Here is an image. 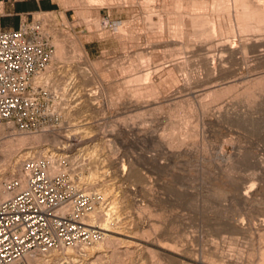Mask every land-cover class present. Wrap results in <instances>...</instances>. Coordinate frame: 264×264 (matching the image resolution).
Segmentation results:
<instances>
[{
    "label": "rangeland",
    "instance_id": "rangeland-1",
    "mask_svg": "<svg viewBox=\"0 0 264 264\" xmlns=\"http://www.w3.org/2000/svg\"><path fill=\"white\" fill-rule=\"evenodd\" d=\"M46 1L55 3L56 9L53 11H56L57 19L47 23L45 28L50 31L54 50H56L55 41L58 39L57 42L65 51V58L53 61L54 67H59L62 74L54 75L57 76L54 80L58 78L60 84L53 87L57 86L55 89L65 96L62 84H68L70 81V74L73 72L71 69H74V65H84L90 71L88 80L86 78L87 81L83 82L85 84L80 87L77 84L75 90H70L65 97L67 102L63 104V108L61 107L62 116L55 127L39 131L44 134V140H49L38 145H43L40 149L70 155L71 179L76 183H84V186L95 182L97 187L94 190H98L104 196L99 210L105 214L109 212L105 216L110 225L114 229L123 227L125 230L134 232L133 237H126V239L132 241L128 246H131L135 253L124 256V264H156L160 260L162 264H197L196 258L206 259L208 252L216 251L215 247H218L220 256L224 255V259L222 258L224 261L257 260L260 252L264 250V244L259 242L258 236L254 235L253 240V237L248 234H233L227 228L226 222L230 221L233 215L249 217L251 214L260 218L264 215V99L257 95H260V92L264 95V80L261 84L258 83L259 85L255 84L256 87L252 84L255 87L253 89L252 86L251 89L246 88L250 84L247 79L251 80L249 75L251 77L258 74L264 75V43L263 46L258 47L259 49H249L247 56L242 53L239 55L237 53L236 56L221 53L218 50V44L240 43V37L244 34L247 37L252 34V36L255 35L254 38L258 36L264 38V31L255 32L256 34L251 31V34L240 32L237 30L239 27L237 22H234L236 21L234 8L231 6L228 14L226 13L228 9L225 8L226 11L222 9L224 7L218 6L222 9L221 11L218 8H212V0H208V6L204 11L205 16L210 18L221 13L217 15L221 17L224 13L225 19H221L223 16L219 17L223 21L219 22L223 26L225 20V25L227 24L224 25L225 28L232 23L235 31L232 33L223 26L224 33L219 34L220 31L217 28L220 26L217 20L219 18L215 17V20L210 18L214 20L213 23L216 22V34H212L211 40L210 38L209 40L200 39L205 42L199 39L194 40L199 38L197 37L199 35H195L196 37L192 39L194 35L191 37V32L194 28L190 25L185 26L188 31L179 30L178 24H176L177 27L174 26L175 28L171 26L175 25L174 21L173 23L171 21V24L169 22V26L165 23L158 28V24L155 23L159 17L157 12L165 11L164 14L162 13L163 19L167 12L173 13L172 16L176 15L170 17L173 20L178 17L177 10H173L170 4L167 10L153 0H102L99 2L98 0L94 2L76 0L74 4L69 3L68 7H64L61 0ZM115 1L122 5L111 7V3ZM80 8H84L85 15L79 14ZM214 9L215 12L212 11ZM184 11L192 12L190 9L183 8L181 13L185 14ZM94 13L95 18L103 22V27L99 29L95 25ZM150 14L154 21L153 26L148 23ZM155 15L158 17L156 18ZM121 20L123 22L125 20L126 23L125 34L122 36L117 34L119 31L115 28L116 22H122ZM231 25L229 28L232 27ZM159 29L163 31L161 30L160 33ZM170 31H173V34L182 32L183 38L185 37L183 41L187 38L189 41L186 40V42L190 45L181 48L179 44L167 46L157 42L160 34L166 39L171 38ZM77 42L84 44L89 63L84 64L85 59L78 56ZM191 43L192 45L201 43L205 46L202 50H196ZM210 50L217 57L224 55L227 60L226 64L222 63V66H225V72L222 71L221 75H219L220 71L213 75L208 74L206 67L203 66L201 58L205 57V54H209L208 56L212 58L213 54ZM76 54L78 57H71ZM183 59L186 62L185 68H175L173 61ZM155 67L159 70L157 71ZM62 69L69 72H64ZM143 72L144 74L151 72L150 78L160 84V92L157 93L158 97L156 95H151L153 96H150L151 98L146 97V100L151 102L157 99L158 103L138 109L134 102L138 97H134L133 89L144 88L147 81H136L133 78L143 75ZM79 79L76 80L83 81ZM152 79L149 80L152 82ZM174 79L177 83L174 82L173 86L171 83ZM54 80L52 83L55 82ZM213 81L217 84L227 83L228 91L223 98L221 97L222 99L214 103L210 102L208 108L206 107L207 110L203 111L202 107H199L201 98L191 96V102L198 107V113L195 114L188 113V100L182 103L184 111H181L182 114H189L187 120L189 125L185 123L187 126L184 124L183 127L188 137H185L186 143L181 146L179 154L170 155L160 135L167 133L171 123L178 120L176 123L179 124L184 120L181 113L171 118L169 105L173 106L174 99L177 97L189 98V93L193 92L196 96L207 85L214 84ZM167 82L170 83L167 84ZM243 89L251 93L248 94ZM252 92L259 98L254 100ZM144 99L145 97L138 101L143 103L146 101ZM251 99L256 101L255 105L252 104ZM253 112V115L250 114ZM185 128L188 131L184 130ZM89 166H92L91 169ZM95 170L98 172L96 176L92 174ZM5 172L7 173V170L0 168V176ZM144 177L146 182L141 183L140 179ZM249 187H252L253 198V201L249 200L250 202L245 201L243 194L234 191L242 188L243 193ZM94 190L90 189V191ZM114 199L115 207L110 210ZM142 206L146 207L147 210L144 209L146 213L141 210ZM152 225H156L157 229H154ZM99 226L102 227L101 224ZM145 230L149 231L148 237L143 236ZM254 245L256 247H253ZM119 246L122 250L126 248L122 247V244ZM187 251L192 253L188 254ZM152 252L156 257H151ZM250 252L251 255H249Z\"/></svg>",
    "mask_w": 264,
    "mask_h": 264
},
{
    "label": "built area",
    "instance_id": "built-area-1",
    "mask_svg": "<svg viewBox=\"0 0 264 264\" xmlns=\"http://www.w3.org/2000/svg\"><path fill=\"white\" fill-rule=\"evenodd\" d=\"M30 16L16 29H0V123L36 133L55 127L77 82L71 78L63 96L46 78L54 61L52 36L35 14ZM57 152L27 157L24 180L5 182L0 193V264H83V255L72 258L69 250L103 239L91 215L104 196L73 181L70 155Z\"/></svg>",
    "mask_w": 264,
    "mask_h": 264
},
{
    "label": "bare ground",
    "instance_id": "bare-ground-1",
    "mask_svg": "<svg viewBox=\"0 0 264 264\" xmlns=\"http://www.w3.org/2000/svg\"><path fill=\"white\" fill-rule=\"evenodd\" d=\"M76 0H61L62 4L64 5V7H68L69 3H75ZM91 1H97V0H91ZM99 1H102V0H98ZM107 1V0H106ZM109 1V0H108ZM113 1V0H112ZM118 1H122V0H118ZM110 2L111 3V7H119V5L121 4L120 2ZM156 2V3H159L161 6H164L163 8H167L168 5L170 4V6L172 5L174 8L173 10H177V15L178 17L177 18H170L172 16L173 13L171 12H167L165 18L163 19L162 18V11L161 13L160 12H156L159 14L157 17H158V20L156 23V25L158 24V28H160L159 25H162L165 23H168V26L171 24V21L173 23V21L175 22L174 24L175 25H171V26H175L177 27L179 25V30L181 31H188L187 28H185V26L187 25H190L192 26L194 29L197 28V29H193L192 30V35L191 37H194L192 39H194L196 36L195 35H199L197 37V39H194L196 41H204V40H200V39H208L212 36V34L215 33V30H216V22L213 23V21L215 20V17H220V16H217V15H221V13L212 16L210 17L211 19H214L213 21L210 20V18L206 17L205 16V10L208 6V0H153V2ZM211 1V0H210ZM90 2V0H89ZM108 3V2H107ZM122 5V4H121ZM109 6V5H108ZM125 6V5H124ZM211 6V5H210ZM212 8H218V10H220L221 8L219 7H224L222 9H228V13L229 14V9L231 8V6L234 8V15H235V20L234 22H237L238 24V28L237 30H240V32H249L251 31V33L254 32V34H256L255 32H263L264 31V0H212ZM219 6V7H218ZM162 8V9H163ZM183 8H186V9H190L192 12H185L187 10H185V14L181 13L182 12V9ZM211 8V7H210ZM221 9V10H222ZM225 9V11H226ZM158 10H161V9H158ZM168 10V8H167ZM170 10V9H169ZM181 10V11H180ZM220 10V11H221ZM233 10V9H231ZM153 11V12H155ZM164 11V10H163ZM180 11V12H179ZM213 12H215L216 10H212ZM176 12V11H175ZM218 12V11H217ZM230 12V13H232ZM148 13V12H147ZM165 13V11H164ZM163 13V14H164ZM79 14H81L82 16L85 15V10L84 8H80L79 10ZM156 14V13H155ZM208 13H206L207 15ZM210 14V13H209ZM227 14V15H228ZM56 11H48V12H37L35 13V20L36 21H40L44 28L45 26L47 25V23H49L51 20H56L57 17H56ZM87 15V14H86ZM148 15V14H147ZM157 15V14H156ZM155 15V17H156ZM224 15V13H222V16ZM232 15V14H231ZM176 16V15H175ZM175 16H172V17H175ZM221 16V17H222ZM63 17V16H62ZM81 17V16H80ZM156 17V18H157ZM214 17V18H213ZM220 17V18H221ZM230 17V16H228ZM227 17V18H228ZM232 17V16H231ZM230 17V18H231ZM86 18V17H85ZM94 18H95V13H94ZM218 20L219 21H222V20ZM224 16L221 18L223 19ZM172 19V20H171ZM225 19V18H224ZM233 19H234V16H233ZM232 19V20H233ZM84 20V19H83ZM155 20V19H154ZM229 20V19H227ZM122 21V20H121ZM147 21V19H146ZM149 21V22H148ZM148 23H151L152 26L154 25V21L151 17V14L149 15L148 17ZM231 21V19H230ZM229 21V22H230ZM83 22V21H82ZM115 21H113L114 23ZM170 22V24H169ZM223 22V21H222ZM224 22L226 23V21L224 20ZM233 22V21H231ZM233 22V23H234ZM95 25L98 27V29L103 25V22L99 19V18H95ZM220 23V22H219ZM218 23V24H219ZM224 23V25H225ZM228 23V22H227ZM125 20L124 22H116V29L119 31V33H116L119 34L120 36L124 35L125 34ZM176 24H178L176 26ZM209 24V25H207ZM232 24V23H231ZM230 23L228 24L229 27L231 25ZM235 24V23H234ZM207 25V26H206ZM223 25V26H224ZM227 25V24H226ZM225 25V26H226ZM236 25V24H235ZM113 26V25H112ZM151 26V27H152ZM167 26V27H168ZM219 26V25H218ZM223 26L221 25L220 23V26L217 27L219 28L218 31L219 34L222 32L224 33V29H228L229 31H231L232 33L235 31L234 30V26H232L231 28H225L224 26V29H223ZM103 27V26H102ZM150 27V25H149ZM174 27V28H175ZM154 28V27H153ZM163 28V26L161 27ZM46 29V28H45ZM170 30L172 28H169ZM47 30V29H46ZM163 31V29H161ZM161 30L159 29L158 31H160L161 33ZM177 30V29H175ZM173 30V31H175ZM228 30H225L228 32ZM169 31V30H168ZM172 31V32H173ZM49 30H47V34H49ZM102 32V31H101ZM171 32V31H170ZM171 32V33H172ZM176 32V31H175ZM174 34L172 33L171 34V38L169 39H166L164 38L163 35H159L160 39L157 40L158 43H163V44H166L167 46L170 45V44H175L177 46V44L181 45L182 47L181 48H186L190 45V43L186 42V40H188L186 38V40L183 41V35H182V32H180L179 34ZM179 32V31H177ZM217 32V33H218ZM239 32V31H237ZM163 33V32H162ZM198 33V34H197ZM226 33V32H225ZM230 33V32H229ZM248 33V34H249ZM250 33V34H251ZM110 34V33H109ZM184 34V33H183ZM216 34V33H215ZM244 34V33H242ZM246 34V35H248ZM170 35V34H169ZM173 35V36H172ZM186 35V33H185ZM188 35V34H187ZM222 35V34H221ZM227 35V34H226ZM245 35V34H244ZM241 36V40H240V43L237 42V44L239 43V45L237 44H233V43H221V44H218V50L219 52L221 53H228L230 56H236L235 54L238 53H242L243 55L247 53V51L249 49H259L258 47L264 43V38H261L260 36L255 37V35L251 36L249 35V37L247 36ZM264 35V34H263ZM217 36V35H215ZM262 36V35H261ZM56 37V36H55ZM170 37V36H169ZM188 37H190L188 35ZM235 37V36H234ZM57 38V37H56ZM55 38V39H56ZM118 38V37H117ZM213 38V37H211ZM210 38V40H211ZM234 39V38H233ZM58 41V39H56ZM55 41V40H54ZM55 41V45H56V50L54 51L53 53V60H61L63 58H65V51L64 49L62 48L63 46L60 45L59 42ZM80 41V40H79ZM189 41V40H188ZM191 41V40H190ZM196 41H194L195 43H197ZM227 41V40H226ZM205 42V41H204ZM231 42V40H230ZM193 44L191 43L192 47L195 46L196 50H202L204 49V44H201V43H198V44ZM75 44V43H74ZM76 47H77V51L79 52V55L76 54L71 56L72 58H76V57H81V58H84L85 61H84V64L85 62L86 63H89V59L87 57V54H86V51L84 50V44L81 43V42H77L76 43ZM157 45V44H155ZM154 46V45H153ZM160 46H163V45H160ZM174 46V45H173ZM263 46V45H262ZM156 47V46H155ZM166 47V46H165ZM217 49V48H216ZM180 51V49H178ZM182 50V49H181ZM184 50V49H183ZM186 51L188 49H185ZM192 50V49H191ZM213 50V49H212ZM190 51V50H189ZM195 51V50H194ZM214 51V50H213ZM77 52V53H78ZM145 52V51H144ZM164 52V51H163ZM171 52V51H170ZM197 53H199L198 51H196ZM195 52V53H196ZM210 52L213 54V52L210 50ZM264 52V51H263ZM168 53V52H167ZM173 53V52H172ZM186 53V52H185ZM194 54V52H192ZM215 53V51H214ZM166 54V52H165ZM170 54V53H169ZM210 54V55H212ZM217 55V53H215ZM78 55V56H77ZM174 55V54H172ZM209 54H205V57L201 58V60L203 61L204 65L208 71V74L211 73V75L215 74V73H219L220 71V74L221 75V72L224 71L225 72V66H222V63L227 61L225 60V56L224 55H219L218 57L215 56L214 54V57L212 55V58L210 56H208ZM241 55V54H240ZM249 55V54H248ZM171 56V55H170ZM202 56V55H201ZM204 56V55H203ZM227 56V55H226ZM229 56V57H230ZM247 56V55H246ZM172 57V56H171ZM228 57V56H227ZM163 58V57H162ZM199 58V57H198ZM238 58V56H237ZM240 58H243L242 56H240ZM148 59V58H147ZM151 59V58H150ZM169 59V58H168ZM174 59V58H173ZM230 60L232 58H229ZM234 59V58H233ZM146 60V59H145ZM166 60V59H164ZM172 60V59H171ZM171 60L170 63H171ZM247 60V59H246ZM187 61V59H186ZM198 61V60H197ZM248 61V60H247ZM79 62H81V60H79ZM168 62V61H167ZM175 62L174 63V66L175 68L177 69H183L185 68V60H180V61H173ZM217 62H219V64H217ZM83 64V62H81ZM202 63V64H203ZM78 64V63H77ZM172 64V63H171ZM226 64V62L224 63ZM231 64V63H230ZM248 64V62H247ZM89 65V64H87ZM187 65V64H186ZM133 66V65H132ZM66 67V66H65ZM63 67V68H65ZM204 67V68H205ZM223 67V68H222ZM74 69H71L73 70V72L70 74L71 75V78L74 79L77 84H79V87L82 86L83 82L87 81L88 80V74H89V69L86 68V66L84 65H74L73 67ZM157 69V71L159 70V68L155 67ZM162 68V67H160ZM60 68L59 67H54V65H52L46 72L45 76L48 80L51 81V83L53 82L52 80H54V75L56 74H60ZM224 69V70H223ZM228 69V68H227ZM256 69V68H255ZM63 70V69H62ZM147 70V69H146ZM201 70V69H200ZM204 70V69H203ZM64 71V70H63ZM150 71V70H149ZM252 71V70H251ZM58 72V73H57ZM64 72H69L68 70L64 71ZM156 72V70H155ZM186 72V71H185ZM184 72V74H185ZM227 72H230L227 70ZM258 72V71H257ZM154 73V72H153ZM152 73V74H153ZM188 73V72H187ZM231 73V72H230ZM236 73V72H235ZM252 73V72H251ZM250 73V74H251ZM259 73V72H258ZM262 73V72H261ZM138 74V73H137ZM141 74V73H140ZM200 74V73H199ZM225 74V73H224ZM234 74V73H233ZM255 74V73H254ZM62 75V74H60ZM66 75V74H65ZM69 75V74H68ZM256 75V74H255ZM64 76V75H63ZM155 76V75H154ZM198 76V75H197ZM243 76V75H242ZM248 76V75H247ZM251 80L249 81V78L247 79L248 80V84L246 86L247 89H253L255 88V84H258L261 82H263L264 80V75H256V76H252L249 75ZM57 77V76H56ZM55 77V78H56ZM80 79H83V81H77L79 78ZM135 78H133V80H136V81H147L146 82V85H144V88H137L136 90H134V93L133 95H135L134 97H138L137 98V101H134L135 102V106L136 108H143L147 105H152V104H156L158 103L157 99L155 101L152 100H146V97H150L151 95L153 96H157V93L160 92V84L157 83V81H155L154 79L150 78L151 77V72H146L144 74L143 72V75H138V76H134ZM190 77V76H189ZM70 78V77H69ZM68 78V79H69ZM87 78V80H85ZM154 78V77H153ZM77 79V80H76ZM79 79V80H80ZM149 79H152L153 81L151 82ZM187 79V78H186ZM226 80V79H225ZM55 82L52 83L53 85H57L59 86L60 82L58 81V78L56 80H54ZM132 81V79H131ZM172 81V80H171ZM177 80L174 79L173 82L171 83L173 85V83H177L176 82ZM186 81V80H185ZM221 81V80H220ZM209 82V81H208ZM247 82V81H246ZM69 83V82H68ZM134 83V82H133ZM145 83V82H144ZM170 83V82H167V84ZM174 83V84H175ZM207 83V82H205ZM214 83V81H213ZM216 83V81H215ZM211 84V85H207L205 88H203L202 90H200L197 95L195 96L194 92L193 93H189V98H185V97H177L174 99V103L172 104L173 106L169 105V115L170 117L172 118V116H174L175 114H179L181 113V116H183V122H180L179 124L176 123H171L170 126L167 128V133H164L166 134V136L164 134L160 135V138H161V141L163 142L164 146L166 145L169 149V151L167 153H169L170 155H178L179 154V150L182 149V145H184L185 140L187 138H185L187 136V133L185 131H183V127H184V124H188L187 120L189 119V114H195L197 112V108L192 102V98L191 96H194L195 98H201L200 100V105L199 107L201 106L202 108V111L206 109V107L208 108V104L210 102H215V101H218L219 99H222L223 98V95L226 94V91H228L229 89V86H227V83L226 84ZM225 83V82H224ZM171 84H169V86H171ZM246 84V83H245ZM252 84L255 86H252ZM62 89H63V93L64 95H66V91H67V84L65 83L62 84ZM259 85V84H258ZM257 85V86H258ZM56 86V87H57ZM132 86V85H131ZM174 86V85H173ZM252 86V87H251ZM262 86V85H261ZM260 86V87H261ZM54 87V89L56 88ZM134 87V86H133ZM140 87V86H139ZM172 87V86H171ZM232 87V85L230 86ZM251 87V88H250ZM259 88V87H257ZM256 88V89H257ZM263 88V87H262ZM82 90V88H81ZM246 91V89H243ZM264 91V90H263ZM85 92L87 93V91L85 90ZM196 92V91H195ZM244 92V91H242ZM247 92V91H246ZM244 92V93H246ZM257 92V91H256ZM82 93V92H81ZM248 93V92H247ZM251 93V92H250ZM248 93V94H250ZM258 93V92H257ZM83 95H85L84 93H82ZM81 94V96H82ZM92 94V93H91ZM95 94V93H94ZM173 94V93H172ZM248 94H246L247 96H249ZM254 93L252 92V97L254 96V100L255 98H257L258 96H261V98L263 97L264 99V95L263 93L261 94L260 92V95L257 94L258 96H256V93L253 95ZM93 95V94H92ZM80 96V97H81ZM151 96V97H153ZM244 96V95H243ZM144 101L143 103L139 102L138 99H142L144 98ZM150 97V98H151ZM222 97V98H221ZM225 97V96H224ZM87 98V97H86ZM185 98V99H184ZM259 98V97H258ZM260 98V99H261ZM163 99V98H162ZM209 99V100H208ZM91 100V99H90ZM189 101L187 103H189V107H188V113L189 114H182V112H184L182 110L183 106H182V103L184 101ZM208 100V101H207ZM247 100V99H246ZM252 100V99H251ZM254 100H252V104L255 105V102ZM199 101V100H198ZM248 101H250L248 99ZM246 101V102H248ZM259 101V100H257ZM150 102V103H149ZM245 102V101H243ZM254 102V103H253ZM249 103V102H248ZM242 104V103H241ZM259 104V103H258ZM246 105V104H245ZM257 105V104H256ZM231 106V105H230ZM160 107V106H159ZM240 107V106H239ZM263 107V106H262ZM228 108V107H227ZM152 109V108H151ZM229 109V108H228ZM234 109V108H233ZM245 109V108H244ZM147 110V108H146ZM207 110V109H206ZM231 110V109H230ZM157 111V110H156ZM182 111V112H181ZM252 111V110H251ZM152 112V111H151ZM205 112V111H204ZM234 112V111H233ZM148 113V111H147ZM198 113V112H197ZM249 113V112H248ZM241 114V113H240ZM250 114H254L253 113H250ZM169 117V118H170ZM175 117V116H174ZM261 117V116H259ZM176 119V118H175ZM172 120V119H171ZM255 120V119H254ZM171 122V121H170ZM185 124V125H186ZM200 124V123H199ZM87 125H90L87 123ZM189 125V124H188ZM84 126H86L84 124ZM187 126V125H186ZM82 127V125H81ZM87 128V127H85ZM89 128V127H88ZM54 130V129H53ZM186 130V128L184 129ZM188 131V130H186ZM195 132V131H194ZM196 133V132H195ZM198 134V132H197ZM43 135L42 133H32V132H29V131H21V130H18L16 127H14L13 125H9V124H3V123H0V168H2V170H7V173L5 172L4 175H1L0 176V193H4V184L6 181L14 178V177H19V178H22L24 180V171H23V166H22V163L23 161L29 157V156H45V155H54L56 153V151H50L48 149H43L40 147H42L43 145H38L39 143H42L43 141L45 142V140L43 139ZM192 136V134L190 135ZM168 137V138H167ZM188 137V136H187ZM46 138V137H45ZM49 138V137H48ZM51 138V137H50ZM54 138L57 139V137L54 136ZM53 138V139H54ZM190 138V137H189ZM194 138V137H193ZM49 140V139H47ZM46 140V141H47ZM51 140V139H50ZM98 145V144H97ZM166 147V148H167ZM61 149V148H60ZM59 155H63V154H60ZM242 156V155H241ZM95 157V156H94ZM223 157V156H222ZM244 157V156H243ZM250 157V156H249ZM226 158V157H225ZM230 158V157H229ZM92 159V158H91ZM94 159V158H93ZM97 159V158H96ZM96 159H95V162H96ZM233 159V158H232ZM231 161V159H229ZM228 160V162H229ZM90 162V161H89ZM95 162H92V163H95ZM232 162V161H231ZM97 163V162H96ZM261 163V162H260ZM259 163V164H260ZM90 165H92L91 163H89ZM261 165V164H260ZM90 167V166H89ZM92 167V166H91ZM90 167V169H91ZM96 169V167H94ZM92 168V169H94ZM60 171V169H54L53 173H58ZM93 175H98V172L97 170L93 171L92 172ZM143 176V175H142ZM98 179V178H97ZM100 179V178H99ZM145 177L144 178H141L140 180L141 183H145ZM80 184H83L84 183H80ZM97 185L94 183H87V190L90 191L91 190H94V188H96ZM251 188L252 187H249L246 189L245 192L242 193V188H237L235 189L234 191L235 192H240L241 195L243 194L244 198H245V201L248 202L249 200L253 201L252 199V195H251ZM255 188V187H253ZM254 190V189H252ZM256 190V189H255ZM240 195V194H239ZM254 197V196H253ZM240 199V198H239ZM240 202V201H239ZM250 202V201H249ZM112 206L110 208L113 209L115 207V199L111 202ZM249 204V203H248ZM100 208V207H99ZM99 208H97L93 214L91 215V218L94 220H96L97 223L101 224L102 227H100L102 229L103 232V239L95 242L92 246H88V245H81L79 246L78 248H75L73 250H69V254H70V257L72 258H76L78 256V253H81L83 255V264H124V259L123 257L124 256H130L129 254H133L135 253L134 249L132 250L131 246H128V244H131L132 241L131 240H128L126 239V237H133L132 234L134 233L133 231L131 230H125V228L123 227H119L117 229H114L110 223L108 222V219L106 218V216L109 214V212H107V214H105L102 210H99ZM142 211H144V209L146 208H143V206L141 207ZM109 210V211H110ZM147 210V209H145ZM141 212V211H140ZM139 212V213H140ZM145 212V211H144ZM142 212V213H144ZM147 212V211H146ZM145 212V213H146ZM106 215V216H105ZM242 215V214H241ZM261 216V215H260ZM263 217L260 218L259 216H254V215H251L248 217H244L243 215L242 216H237V217H231L230 218V221L226 222V225H227V228L233 233V234H248L250 237H253L254 235H257L258 238H259V242H262L264 244V215H262ZM104 223V224H103ZM152 227H154V229H157L156 225H152ZM156 227V228H155ZM153 229V230H154ZM149 235V231H143V236H147L148 237ZM121 236H125V237H121ZM257 238V240H258ZM252 239V238H251ZM253 240H254V237H253ZM144 242H147V240H144ZM261 243V244H262ZM120 244H122V247H126L124 250L121 249V246H119ZM123 244H127V246H123ZM262 244V245H263ZM259 246V245H258ZM257 246V247H258ZM253 247H256L255 245ZM216 248V251H210L208 252V257L206 259H202V260H199L198 258H196V263L197 264H264V250L260 252L259 254V257L257 260H248V261H234L233 259L231 260H226L224 261L223 259V256H220L218 254V247H215ZM218 250V251H217ZM248 250V249H247ZM192 253V251H187V253ZM190 253V254H191ZM207 253V252H206ZM252 253L250 252L249 255H251ZM154 252L151 253V257H156V255L154 256ZM243 256V254H240ZM58 257V255H57ZM220 257V258H219ZM59 258V257H58ZM223 258V259H222ZM231 257H229L230 259ZM155 259V258H154ZM156 261V260H155ZM155 264V263H154ZM156 264H162L161 260L160 261H157Z\"/></svg>",
    "mask_w": 264,
    "mask_h": 264
},
{
    "label": "crops",
    "instance_id": "crops-1",
    "mask_svg": "<svg viewBox=\"0 0 264 264\" xmlns=\"http://www.w3.org/2000/svg\"><path fill=\"white\" fill-rule=\"evenodd\" d=\"M55 3L46 0H0V29H16L25 15L55 10Z\"/></svg>",
    "mask_w": 264,
    "mask_h": 264
}]
</instances>
